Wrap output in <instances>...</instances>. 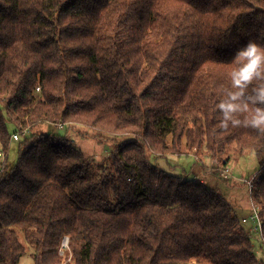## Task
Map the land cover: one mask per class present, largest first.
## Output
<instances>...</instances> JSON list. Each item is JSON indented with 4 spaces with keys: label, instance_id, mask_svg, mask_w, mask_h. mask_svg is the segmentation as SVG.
Instances as JSON below:
<instances>
[{
    "label": "trees",
    "instance_id": "trees-1",
    "mask_svg": "<svg viewBox=\"0 0 264 264\" xmlns=\"http://www.w3.org/2000/svg\"><path fill=\"white\" fill-rule=\"evenodd\" d=\"M249 41L264 47V0H0V149L40 123L116 142L100 173L54 130L23 134L15 164L0 156V264L20 263V233L36 264H61L66 236V264H264L217 184L155 157L254 151L264 245V134L218 109Z\"/></svg>",
    "mask_w": 264,
    "mask_h": 264
},
{
    "label": "rangeland",
    "instance_id": "rangeland-1",
    "mask_svg": "<svg viewBox=\"0 0 264 264\" xmlns=\"http://www.w3.org/2000/svg\"><path fill=\"white\" fill-rule=\"evenodd\" d=\"M72 124L73 125H65L62 128H58L52 126L51 124L40 123L32 128L29 127L27 132H29L31 129L33 130V132L38 133L42 131L47 132L50 130H54L55 132L64 135L67 134L77 147L81 148L86 153V155L90 156L93 164V171H95V173H100L103 170L102 167L107 164V161L110 158L112 149L115 146L116 142L110 140L107 137L105 138L96 136V129H90L85 125H79L78 123ZM9 128L12 133L15 131L13 123L11 122H9ZM20 133L21 141L11 138L7 151H3L2 148L0 149V152H2L1 157L7 160L8 164H15L18 161L21 142L26 137V135H23L22 132ZM120 140L121 138H119L117 141ZM204 144L198 146L199 148L193 147L191 150H189V152L203 150L199 155L197 153H194L193 155L185 154V156L178 155L179 157H177L172 154L173 149H168V154L166 153V156L159 155L157 157L156 154L155 157L158 164L166 170L172 171L174 173L178 172L180 174L181 172H183V168H186L187 172H190L188 173L190 174L188 175L190 177L195 176V173H192L190 171L191 165H200V168L198 169L199 172H196V174L200 176L198 178L206 179V183L209 185H212V182L215 185V182H217V185L221 188L223 194L232 202L239 216L245 214L247 212V209H250V211L253 212L252 205L256 203V201L252 197L254 186L252 187V189H250V187H248L246 184H243L242 178H244L245 176L251 177L254 174H256L255 180L258 178L257 172L259 168V160L255 152L250 150H242L236 144V142H231L228 143L225 150H223L222 153L219 154V161H214L210 156H207V153H211V151L207 150L205 146L206 144ZM183 149H187V147L183 146ZM224 161H226L227 163L223 164ZM214 163L215 166L212 165ZM216 164H219V166H217ZM225 165H228L230 167L232 176H234L237 180V182H233L234 185H231L229 183L232 182V179H229V181L224 180L218 173V168H221ZM251 212H249L248 214H250ZM243 223L248 231H250L256 255L260 259L264 260V245L261 241L260 229L254 228L256 226L255 221L249 216L248 221H245ZM20 239L24 243L26 248L19 264H36L34 257L35 246L27 241L22 233H20ZM63 250H65L62 251L64 260L61 264H66L68 260H70L71 250L67 245L63 247ZM67 256L68 258H66Z\"/></svg>",
    "mask_w": 264,
    "mask_h": 264
},
{
    "label": "clouds",
    "instance_id": "clouds-1",
    "mask_svg": "<svg viewBox=\"0 0 264 264\" xmlns=\"http://www.w3.org/2000/svg\"><path fill=\"white\" fill-rule=\"evenodd\" d=\"M235 61L237 67L230 74L234 91L218 105L221 126H243L264 134V47L249 41L237 51Z\"/></svg>",
    "mask_w": 264,
    "mask_h": 264
},
{
    "label": "built area",
    "instance_id": "built-area-1",
    "mask_svg": "<svg viewBox=\"0 0 264 264\" xmlns=\"http://www.w3.org/2000/svg\"><path fill=\"white\" fill-rule=\"evenodd\" d=\"M40 86L37 87V90L39 91L40 90ZM54 125L58 128H62L64 127L62 123H54ZM28 130L27 129H24V132H22L23 134H25ZM20 132H15L13 135H12V138L15 139V140H20ZM2 155V152H0V156ZM218 173L220 175V177L224 180H229L231 179L233 176H232V171L230 169V167L228 165H225L221 168H218ZM256 178V174H254L253 176L251 177H244L242 178V182L243 184H246L248 187H250V189H252L253 185H254V180ZM252 208H253V212L250 213L249 217H251L254 221H256L255 223V227L256 229H260V234H261V221H260V216H259V210H260V207L257 203H254L252 205ZM243 221H248V216L244 217L243 218ZM67 245L69 247V237H65L63 242H62V248L60 249V254H62V251L63 250V247Z\"/></svg>",
    "mask_w": 264,
    "mask_h": 264
},
{
    "label": "crops",
    "instance_id": "crops-1",
    "mask_svg": "<svg viewBox=\"0 0 264 264\" xmlns=\"http://www.w3.org/2000/svg\"><path fill=\"white\" fill-rule=\"evenodd\" d=\"M201 151H203V150H201ZM201 151H193V152L190 151L189 153H187V155H188V154H189V155H193L194 153H197V154L199 155V154H201ZM204 153H205V151H204ZM173 155H174V156H177V157H179V156H185V154H181V155H179V156H178L177 154H173ZM207 156H210V153H207ZM210 157H211V156H210ZM194 158H195V157H194ZM179 159H180V158H179ZM213 162H214V161H213ZM226 163H227V162H225V161L223 162V164H226ZM228 163H229V162H228ZM202 165H203V164H202ZM212 165L215 166V163L212 164ZM216 165L219 166V164H216ZM159 166H161V165H159ZM161 167H162V166H161ZM162 168H163V167H162ZM199 168H200V165H191V170H190V171H191L192 173H195V176H193V177H196V178L200 177L199 175L196 174V172H199V171H198ZM192 169H193V170H192ZM188 173H190V172H187L186 168H183V172H181L180 174H179L178 172H176V174H179V175L182 174V175H186V176L190 175V174H188ZM216 176H217V175H216ZM233 177H234V176H233ZM200 179H201V178H200ZM231 179H232V182H229V183H230L231 185H234L233 182H237V180H236L235 177H234V178H231ZM201 180L204 181V182H207L206 179H204V178L201 179ZM228 181H229V180H228ZM215 183L217 184V182H215ZM216 184H215V185H216ZM212 185H214L213 182H212ZM249 212H251L250 209H247V212H246L245 214H242L240 217H241V218H244V217L248 216V215H249V214H248Z\"/></svg>",
    "mask_w": 264,
    "mask_h": 264
}]
</instances>
